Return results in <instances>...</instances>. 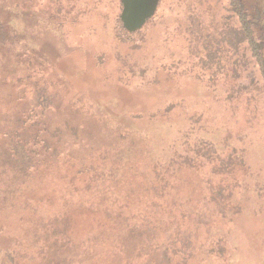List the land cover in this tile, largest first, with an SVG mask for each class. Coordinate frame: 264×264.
Here are the masks:
<instances>
[{"label": "rangeland", "instance_id": "374dc122", "mask_svg": "<svg viewBox=\"0 0 264 264\" xmlns=\"http://www.w3.org/2000/svg\"><path fill=\"white\" fill-rule=\"evenodd\" d=\"M232 1L160 0L156 13L143 27L129 32L120 19L121 0H0V172L5 175L0 174V184L7 183L18 169L28 167V147L18 148V143L26 135L33 142L35 128L30 125L39 120L35 112L41 109L47 123H78V136L70 131L62 135L83 156L90 151L86 145L91 138L102 131L116 138L112 132L119 131L118 126L136 125L132 134L136 142L142 139L140 131L149 134L151 140L178 138L179 128L187 121L181 110L190 107L191 113L202 114L206 127L201 135L217 139L222 150L227 143L234 145L249 167L239 197L242 212L226 226L230 242L225 244L235 250L232 264H264L261 72L255 59H249L244 75L253 80V92L241 93L236 91L240 83L234 74L239 76L243 71L240 61L246 50L242 46L228 63L226 59L219 61L225 67L222 71L217 59L214 64L203 62L207 55L205 37L213 36L215 27H222L231 37L237 27V12L230 20L226 18ZM240 1L264 52V0ZM44 96L47 103L41 99ZM169 101L185 106L169 113L171 127H162L158 121L167 120L161 111ZM93 124L97 126L95 135L82 131ZM59 148L58 158L51 157L54 154L49 150L47 161L39 163L42 174L37 185H31L32 177L19 183L28 186L25 195L30 199L33 192L49 189L53 193L52 204L35 213L57 227L47 232L24 230L20 226L30 224L29 218L22 219L14 209L0 205V260L21 248L28 252L26 256L19 253L26 264H48L51 251L59 248L69 255L66 264H120L121 254L114 256L107 228L98 229L97 216H91L97 193L81 180L77 182L79 190L69 188L67 171L72 163L66 159L67 147L62 144ZM74 164L79 166L76 159ZM111 197L104 199L105 203ZM2 200L0 194V203ZM67 203L72 206L66 208ZM75 214L78 216L64 230L61 217L73 218ZM159 216L168 219V213ZM47 233L51 237L46 241ZM19 237L25 242L17 245ZM108 238L110 242L105 243Z\"/></svg>", "mask_w": 264, "mask_h": 264}, {"label": "trees", "instance_id": "16d2710c", "mask_svg": "<svg viewBox=\"0 0 264 264\" xmlns=\"http://www.w3.org/2000/svg\"><path fill=\"white\" fill-rule=\"evenodd\" d=\"M228 12L230 14L226 18L229 20L231 14L238 13L237 27L233 28L231 37L226 36L222 27H215L216 33L207 40L203 36V45L207 51L203 62L205 65L214 64L217 59L219 70L222 71L225 67L222 63L219 64L220 60L226 59L228 63L233 58L234 51L238 48L240 50L241 46L247 52L249 50V53L245 51L241 54L243 71L239 76L234 74L235 78L239 77L240 83L236 91L243 93L246 90L249 94L253 92L254 83L244 75L249 59H255L264 83L263 45L254 37V25L240 0H233ZM141 72L146 73L147 70ZM41 99H44L43 103L48 102L46 96ZM184 106L180 101H169L161 111L163 118L167 120L158 123L162 127H171L173 122L172 118H168L169 113ZM41 110L42 112L34 111L39 120L30 125L35 128L33 142L26 135L18 143V148L28 147V167L18 169L7 179V183L0 184V194L4 200L0 203L2 208H12L15 215L22 219L27 216L31 221L20 228L47 232L57 227L35 213L43 205L52 204L53 193L49 189L41 193L33 192V198L30 199L25 195L28 186H21L19 183L32 177L31 185H37V178L42 174L39 163L47 161L49 150L54 154L51 157L58 158L59 147L63 144L67 147L66 159L72 163L67 171L68 178L71 179L69 188L79 190L77 182L81 180L95 190L98 201L91 216H97L93 217L96 218L98 229L107 228L114 256L121 254L120 264H210L212 261L234 263L235 250L225 244L229 241L226 226L242 212L239 197L250 171L234 145L227 143V148L222 150L217 139L201 135L206 126L202 124L200 112L191 113L190 107L181 110L187 116L185 127L179 128L178 138L171 139L167 136L151 140L149 134L144 135L140 131L142 139L136 142L135 137H132L136 125L116 127L119 131L112 132L117 135L115 140L109 138L111 132L104 135L102 131L97 137L94 134L97 126L93 124L91 128L82 129L88 134L93 133L95 137L86 145L90 151L80 156L79 148L70 147V142L62 135L70 131L78 136V123L70 120L56 125L47 123L43 109ZM151 119L154 118L148 120ZM45 123L52 126H46ZM72 144L75 145L76 142ZM75 159L79 166H75ZM2 166L7 165L2 163ZM0 174L5 176L2 172ZM110 196V202L105 203L104 199ZM66 206L69 208L72 204L67 203ZM27 210L33 211L26 212ZM160 213H168V219L165 221L159 216ZM77 216L61 217L64 230H68L72 219ZM52 218L58 219L57 216ZM50 237L47 233L46 241ZM56 238L59 239V235ZM22 241L25 242L19 237L17 245ZM110 241L108 238L105 243ZM55 243H58L57 240ZM15 249L5 254V257L2 256L0 264H26L19 253L26 256L28 252L22 249L14 251ZM68 256L59 248H54L48 264H66V258L70 261Z\"/></svg>", "mask_w": 264, "mask_h": 264}, {"label": "water", "instance_id": "95a60500", "mask_svg": "<svg viewBox=\"0 0 264 264\" xmlns=\"http://www.w3.org/2000/svg\"><path fill=\"white\" fill-rule=\"evenodd\" d=\"M160 0H121L120 19L123 27L135 32L156 13Z\"/></svg>", "mask_w": 264, "mask_h": 264}]
</instances>
